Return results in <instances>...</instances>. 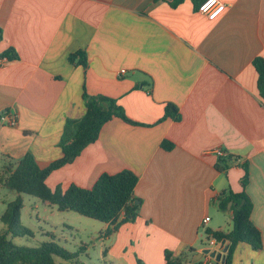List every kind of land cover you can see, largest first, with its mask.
Returning a JSON list of instances; mask_svg holds the SVG:
<instances>
[{
	"label": "crops",
	"instance_id": "crops-1",
	"mask_svg": "<svg viewBox=\"0 0 264 264\" xmlns=\"http://www.w3.org/2000/svg\"><path fill=\"white\" fill-rule=\"evenodd\" d=\"M175 1L0 0V55H19L0 65L5 179L28 153L41 168L61 159L67 123L86 114L87 96L110 98L136 124L106 123L48 187L90 189L102 174L134 172L139 215L112 234L126 264H165L166 250L185 264H222L207 254L217 246L200 244L208 230L232 229L222 194L245 190L263 248L239 244L232 264H264V100L254 67L264 58V0H221L227 10L216 20ZM168 104L178 119L163 120Z\"/></svg>",
	"mask_w": 264,
	"mask_h": 264
},
{
	"label": "trees",
	"instance_id": "trees-1",
	"mask_svg": "<svg viewBox=\"0 0 264 264\" xmlns=\"http://www.w3.org/2000/svg\"><path fill=\"white\" fill-rule=\"evenodd\" d=\"M184 0L175 1V5ZM197 9L204 0H192ZM2 31L0 30V36ZM82 57V56H81ZM0 59L7 62L19 60V55L14 48H9ZM74 60V58H72ZM81 63L86 66L82 57ZM254 67L258 73V89L261 98L264 100V58L257 57L254 60ZM105 105V106H104ZM86 114L79 121H68L62 139L64 156L41 168L32 153L26 154L16 166L9 170L5 179V186L16 192L19 196L16 201L10 203L7 212L2 216V222L7 226L8 232L0 233V264H57L54 257L58 256L66 260L74 258L54 242H45L38 247L19 246L11 241L7 235L23 237L31 235L29 229L22 225L21 216L24 207L22 195L27 194L37 197L43 202L56 206L61 212H75L83 217L108 224L107 233H112L123 223L134 220L141 208V202L136 203L135 189L139 177L130 170L110 175L102 174L90 189L71 185L66 191L60 187L52 190L47 185V179L56 170L71 164L91 144L95 143L100 136L102 128L114 118H120L126 123L136 124L129 120L123 109L113 99L102 97L96 98L87 96ZM164 119H178V109L168 104L164 113ZM165 151H171L174 144L169 141L162 143ZM224 166L217 165L218 171L225 172L228 162L222 160ZM245 177L244 188L249 178L248 166L244 164ZM219 201V208L227 211L232 203V229L230 231L208 230V237L215 239L222 244L223 241L229 246L225 264H232L234 253L239 244L250 245L254 250L263 248L262 234L251 220L253 203L245 190L241 193L228 191L223 193ZM132 216V219L129 217ZM165 264H183L180 257L175 256L172 250L164 253ZM138 264H144L138 261Z\"/></svg>",
	"mask_w": 264,
	"mask_h": 264
},
{
	"label": "rangeland",
	"instance_id": "rangeland-1",
	"mask_svg": "<svg viewBox=\"0 0 264 264\" xmlns=\"http://www.w3.org/2000/svg\"><path fill=\"white\" fill-rule=\"evenodd\" d=\"M0 160V233L8 232L2 222V216L7 212L10 203L16 201L18 194L9 190L5 182V168ZM24 207L22 210V225L29 229L31 235L23 237H7L19 246L38 247L45 242H54L71 254L70 260L55 256L57 264H126L121 258L127 253L115 249L114 232L107 233L106 225L83 217L75 212H61L41 199L27 194L22 195ZM214 217V212L211 213ZM210 239V238H209ZM205 238L200 245L212 247ZM185 264L187 258L180 256Z\"/></svg>",
	"mask_w": 264,
	"mask_h": 264
},
{
	"label": "built area",
	"instance_id": "built-area-1",
	"mask_svg": "<svg viewBox=\"0 0 264 264\" xmlns=\"http://www.w3.org/2000/svg\"><path fill=\"white\" fill-rule=\"evenodd\" d=\"M227 10V5L222 2L221 0H204L199 5L198 11H200L201 14L208 17L210 20H216L220 16H222ZM5 59L0 60V65H3L5 63ZM124 73V71L122 72ZM4 119V118H3ZM8 123L12 126H15L17 121L15 118L7 119ZM217 154L221 157L225 156L226 154L223 151H218ZM210 222V218L207 217L203 220V224H207ZM210 244L212 247H216V250L218 252H221L223 248H221V244L218 243L215 239H210Z\"/></svg>",
	"mask_w": 264,
	"mask_h": 264
},
{
	"label": "water",
	"instance_id": "water-1",
	"mask_svg": "<svg viewBox=\"0 0 264 264\" xmlns=\"http://www.w3.org/2000/svg\"><path fill=\"white\" fill-rule=\"evenodd\" d=\"M229 209L231 208L232 206V203H230L229 205ZM130 219H132V216L129 217ZM221 248H223V250L221 252H218L216 249L215 250H208L207 251V254H210L211 258L213 259H217L218 262H221L222 264H225V259H226V253H227V250L229 248L228 245H226V242L223 241L222 244H221Z\"/></svg>",
	"mask_w": 264,
	"mask_h": 264
}]
</instances>
